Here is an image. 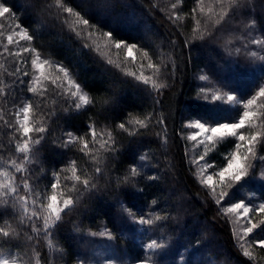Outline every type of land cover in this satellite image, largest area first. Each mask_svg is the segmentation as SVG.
<instances>
[{
	"label": "trees",
	"instance_id": "obj_1",
	"mask_svg": "<svg viewBox=\"0 0 264 264\" xmlns=\"http://www.w3.org/2000/svg\"><path fill=\"white\" fill-rule=\"evenodd\" d=\"M63 3L98 28L77 24L74 15L55 6V0H0V4L12 9V15L0 17V80L4 81L0 86L7 93L0 96V114L14 122V111L28 98L34 105L39 103L35 116L30 118L44 122L47 131L41 134L44 136L41 143L34 146L35 162L29 165L34 170L33 182L38 190L43 191L53 180V172H61L72 160L78 169L94 177L96 186L82 194L71 193L80 196L79 202L50 237L61 251L50 249L42 233L40 239L28 240L27 235L34 234L30 229L26 234L18 224V208L15 213L7 209L9 214L3 218L7 223L0 226L7 227L10 223L20 228V238L0 250L16 253L25 261L35 251L44 264H78L87 260L88 251L79 246L92 239L89 232L107 228L113 234L115 253L134 264L146 258L141 243L152 240L165 244L155 253L159 255V264L179 260L183 264H264V250L256 246L252 250L254 259L243 256L229 221L195 176L185 139L190 121L200 117L226 120L243 110L242 106L204 100L201 88L208 89L209 96L218 89L247 100L264 86V62L247 56L243 45L252 37L264 38V0H241L240 6L229 10L228 16L218 24L221 6L213 0H204L203 15L196 13L204 39H192L196 27L192 9L197 7V0H63ZM173 3H177L175 10L171 7ZM209 7L213 12H208ZM223 7L228 9L227 4ZM173 11L181 13L180 21L169 19ZM252 21L255 26L250 28ZM16 24L28 29L34 39H20ZM101 30H111L117 39L147 50L161 66L157 82L167 87L157 92L125 75V71L138 74L141 63L146 65L142 53L134 50L136 60L132 61L126 50L115 49ZM77 31L81 33L79 37ZM8 35H13L19 45L7 44ZM5 46L10 51L18 46L34 48L42 58L63 64L92 103L76 111L69 107L74 98L64 91V85L61 88L52 82L37 87L38 91L48 89L43 97L29 92L34 53H24L20 59L26 63L18 64V58L3 53ZM235 47L242 49L239 54L232 51ZM109 60L113 63H108ZM17 67L20 73L10 75ZM25 70L28 76L22 75ZM144 71L152 72L146 67ZM201 75H207L208 80H200ZM262 104L264 97L253 105L259 121L262 118L259 114L264 113ZM146 114H151V123L135 136L117 127L130 117L143 119ZM161 117L165 121L163 125L156 123ZM89 125H94L98 134L103 133L97 148L109 132L115 140V152L99 151L98 165L78 150L79 144L63 146L68 139L67 131L83 137ZM256 130L264 133L259 127ZM164 135L167 143L163 142ZM12 144L11 130L0 120V160L12 156ZM235 144L234 138L220 143L212 158L220 163L223 154L234 150ZM257 148L264 155V139ZM97 166L102 170L100 173L94 171ZM132 167L140 175L130 177ZM15 175L19 178L23 174ZM64 175L71 176V172L61 174V185H71L72 181H65ZM149 176L157 179L149 180ZM125 177H129V182H125ZM251 187L258 193L259 202H264V184L253 182ZM126 208L136 213V219L140 215L166 219L142 226L129 216ZM4 211L0 208V212ZM261 216L264 219V214ZM17 244L19 247H14Z\"/></svg>",
	"mask_w": 264,
	"mask_h": 264
},
{
	"label": "snow or ice",
	"instance_id": "obj_2",
	"mask_svg": "<svg viewBox=\"0 0 264 264\" xmlns=\"http://www.w3.org/2000/svg\"><path fill=\"white\" fill-rule=\"evenodd\" d=\"M179 2V0H177ZM215 4L221 6L218 19L216 23H220L225 17L228 16V11L240 6L241 0H213ZM204 0H197V7L192 9L193 18L195 20L196 27L194 28V34L192 39H204L205 33L200 30L201 20L196 18V13L199 11L203 15L205 9L201 7ZM227 4L228 9L226 10L223 6ZM55 6L57 8L63 9L64 12L74 15L76 17V23L83 25L88 29H97L98 26L90 22L89 19L84 18L79 12L74 11L72 7L66 6L63 0H55ZM91 7V5H89ZM172 9L175 10L177 3L171 5ZM208 12H213V8L209 7ZM5 14L12 15V9L8 6L0 4V17H5ZM169 19L180 21L182 15L179 12L173 11L169 16ZM65 23L67 21L65 20ZM255 21H252L249 27H254ZM15 27L19 29L16 33L20 39L24 41H31L34 39L32 35L29 34L28 29H26L21 24H16ZM75 31V29H73ZM102 31V36L106 37L109 41L114 44L115 49H125L129 58L132 61L136 60V56L133 54L134 50L139 49L142 53L146 65L141 63L140 72L134 73L131 71H125V75L132 76L138 82L144 84L145 86L150 85L151 89L159 92L161 89L166 88L167 85L162 82H157V74L161 70V66L157 65L149 52L143 48H140L134 43H128L125 40L117 39L111 30ZM91 34V33H90ZM79 37L81 33L76 32ZM17 44L19 41L13 39V35L7 36V44ZM229 43H231L229 41ZM251 44L256 45L261 51L249 50L248 45H244L245 54L253 59L264 62V38H254L250 41ZM85 47H88L85 44ZM99 45H97V48ZM240 47H235L232 51L236 54L241 52ZM3 53L14 56L17 59V63H26V61L20 59L24 53H35L31 59V65L36 70L32 75V80L28 87V91L34 95L43 97L48 89L45 87L42 91H38L37 87L32 85L39 84L41 77L43 76L44 66H50L57 69L59 72L63 73L65 79L71 90V96L74 98L73 103L69 107L75 109L76 111L81 110L82 107L92 103L89 95L83 91L82 87L77 84L71 76V73L63 64H54L48 59H44L39 56L38 50L30 48L27 46H18L15 51H10L7 46L4 47ZM231 54V51L230 53ZM108 63H113L109 60ZM119 67V65H116ZM152 70L150 73H146L144 68ZM123 71V69H122ZM20 73V68L17 67L14 72L9 73L10 75H16ZM39 73V74H37ZM23 76H28V71L22 73ZM200 80H208L207 75H201ZM21 83H27L23 80ZM55 83V81H53ZM4 81L0 80V85H3ZM57 87H63V85L58 84ZM209 90L201 88L202 98L204 100L219 101L223 104H227L231 107L242 106V111L236 115L235 118L229 117V119H217L215 117H208L207 119L200 117L193 121H190L186 126L190 129H196L197 131L187 135V139L191 141H197L198 144L203 145V152L199 157V160L204 161L211 146L221 140L232 137L236 140L234 145V150L230 153L227 158L225 165L221 166L218 171H213L211 173H206L205 177L200 180V183L209 189L214 202L219 206L221 213L224 216H234L235 222L239 223L241 220L244 222L242 229V236L238 237L240 244L239 247L242 250L243 256L254 259L253 252L249 251V248L256 246L259 249L264 250V219L256 220L255 217L260 214H264V202L258 205H251L249 202L240 200L238 202H229L231 197L235 195V192H229L226 189L232 188L234 185H239L243 187V183L247 182V179H255L256 175L253 169L255 164L251 161H264V155H259L255 150V145L261 143L264 139V133L258 131H250L246 133L244 129H255L257 127L264 129V113H260L262 117L259 124L254 122L253 118L257 117V112L252 110L253 105H255L259 98L264 97V86H261L258 92L247 100L239 98L237 95L231 92H221L220 90L211 91L209 96ZM0 96H7L5 88L0 86ZM39 103L33 104L31 98H28L22 106L18 107L13 115L15 117L14 122H9L7 119L0 114V120L4 121V124L11 130V141L12 144V156L8 160H0V208H4V212H0V224L7 223L4 221V216L9 213L7 209H12L13 213L16 209H19L18 214V224L23 226L25 233H28L30 229L31 233L34 235H27L28 240L40 239L41 233L43 234V239L48 242V247L50 249H55L56 251H61L57 248L50 237L54 229L60 225L66 216H68L72 210L76 207L79 202V195H71L68 193H80L94 188L96 185L93 182L94 177L89 176L86 170L78 169L76 166V161H69V166L65 169H61V172H53V180L45 187L43 191L38 190V185L33 182L34 170L29 167L30 164L35 162L34 156V146L41 143L44 136L41 135L47 131V126L42 121H37L36 119H30L36 114V109L39 108ZM264 107V104L261 105ZM222 112L229 113L230 109H220ZM22 116V118H21ZM151 114H146L143 119L137 117H130L126 122H121L117 127L123 132H127L130 136H135L139 133L140 129L147 128L151 123ZM157 124H165L164 119L161 117L157 119ZM131 125L132 127H128ZM166 132V126H165ZM33 133L36 135L33 136ZM67 140L64 141L63 146L68 148L70 145L79 144V151L84 153L89 157V160L93 163L99 164V156L97 155L102 149L104 152H115L114 147L115 140L111 133L107 134V139L100 141V147L97 148V141L103 133L98 134L94 125H89L86 133L83 137L77 136L71 131H67ZM160 136V133H157ZM87 137H91L88 139ZM163 142L167 143V137L164 135L162 137ZM247 145L246 151L241 152L240 149ZM2 155V154H0ZM141 159H146V157H141ZM214 166L205 161L201 166V171L205 169L213 168ZM71 172V176L64 175V180H71V185H61V174L65 172ZM95 173H100L102 170L99 166L94 169ZM15 174H23L19 178ZM140 175L136 167L130 169V177H135ZM214 176L218 177L219 192H217V182L214 181ZM149 180H156V176H149ZM259 179L264 181V171L260 172ZM125 182H129V177H125ZM82 186V187H80ZM67 189V192L65 191ZM29 199H31V204H29ZM129 216L136 219V213L130 209H125ZM166 219V217H161L156 215L154 217H146L140 215L136 222L140 225H149L155 223L157 220ZM40 222L39 224L37 222ZM77 230L79 227L77 226ZM89 235L96 236H107L109 239L113 238V234L110 230L105 228L100 232H89ZM234 232V237H235ZM251 237V239H247ZM20 238V228H14L9 223L7 227L0 226V249H2L6 244H10L11 241L19 240ZM14 247H19V245H14ZM148 250H156L165 247L164 243H160L156 240H152L147 244ZM27 255V253H25ZM44 264L39 258V253L33 251V256H30L27 261H25L20 255L9 251L8 255L0 254V264ZM151 257H146L141 260L139 264H149ZM50 264V262H48ZM78 264H83V261L78 262Z\"/></svg>",
	"mask_w": 264,
	"mask_h": 264
},
{
	"label": "rangeland",
	"instance_id": "obj_3",
	"mask_svg": "<svg viewBox=\"0 0 264 264\" xmlns=\"http://www.w3.org/2000/svg\"><path fill=\"white\" fill-rule=\"evenodd\" d=\"M254 38L255 37H252L251 39H249L247 41L245 40L243 45L247 44L249 50H252V48H253V50L256 51L257 50L256 45L250 43V41L252 39H254ZM34 55H35V53L33 54V56ZM31 68H32V72L34 73L36 70L32 67V65H31ZM37 74H39V73H37ZM53 81H55V83H53ZM44 82H49V83L52 82L55 85L63 84L64 87H65L64 91H66L67 93H71L72 89H70V87H69V85L67 83V80L65 79L63 73H61L57 69L52 68V67L47 66V65L44 66L43 76L41 77V80H40L39 84H37L35 86L40 88L44 84ZM253 108H254V106H253ZM253 108H252V110H253ZM21 118H22V116H21ZM253 120L257 124H259L258 116H257V118L254 117ZM195 131H197V130L196 129H190V128L187 127L186 130H185V139L187 141L189 162L193 165L195 176H196L197 180L200 183V180L205 177L206 173H211L213 171H218L221 166L225 165V163L227 162V158L230 156V153L233 150H230L228 153H224L223 156H222L223 157L222 160H224V162L220 159L219 160L220 163H217L212 158L211 154H212L213 151L218 149L220 143H222V142H224V141H226V140H228L229 138H232V137H227V138L221 140L220 142L216 143L214 146H211L209 151H208V153H207V155L205 156L204 161H201V160H199V157H200V155L203 152V147L204 146L198 144L197 141H191V140L187 139V135H189V134H191V133H193ZM244 131L246 133H249L250 131H257V130H256V128L255 129L246 128V129H244ZM235 142H236V140H235ZM258 145H259V143H257L255 145V150H256V152L259 155H262V152L257 148ZM246 147H247V145H244L240 149V151L241 152H245L246 151ZM205 161L211 163L214 167L213 168H209V169H205L204 171H201V166L205 163ZM250 162L255 164V168L253 169V171L255 172L256 178L255 179L246 178L247 182L246 183L242 182L243 183V187H240L239 185H234L232 188L226 189L229 192H235V195L232 196L231 200L229 201L230 203L231 202H238L240 200H244L246 202H249L253 206L258 205L260 203L259 200H258V198H259L258 193H256L252 189L251 186H252L253 182H259V183L264 184V181L259 179L260 172L264 171V161H260V160L251 161V157H250ZM213 179H214V181L217 182V185H218V177L214 176ZM203 187L209 192L211 198L213 199L209 189H207L205 186H203ZM219 190H220V188H219V185H218L217 186V192H219ZM68 194H71V193H68ZM29 204H31V203H29ZM219 210H220V208H219ZM261 215L262 214L257 215L255 217V219L256 220H260L262 218ZM225 217L227 218V220L230 223L233 235H234V232L236 234L234 238H235L236 243H237V245L239 247L240 241H239L238 237L242 236V229H243V226H244V222L242 220L239 223L235 222V217L234 216H225ZM139 231H140V229H139ZM144 231L146 232V228H145ZM247 239L250 240L251 237H248ZM148 243H150V242H148ZM148 243H145V244L141 243V244H142V247H143V249L145 251L146 257H149V256L151 257V261L149 262V264H159L160 261H158V258H157V257H159V255H158V253L155 254L158 251V249H156V250H148L147 247H146ZM54 245H55V243H54ZM89 246L91 248H89ZM254 247L255 246L250 247L249 251L252 252V250H254ZM79 248H81L85 252L88 251L87 260L85 262L83 261V264H134V262H132V261L123 259L121 254L115 253V247L113 245V240L109 239L107 236H100V235L92 236V239L90 241H87V243L83 244V246H81V247L79 246ZM0 254L8 255L7 252L1 251V250H0ZM163 264H183V263L179 260V261H175L173 263L167 262V263H163Z\"/></svg>",
	"mask_w": 264,
	"mask_h": 264
}]
</instances>
